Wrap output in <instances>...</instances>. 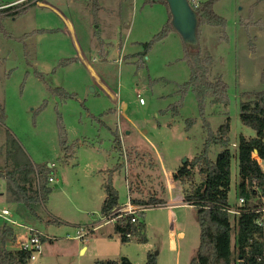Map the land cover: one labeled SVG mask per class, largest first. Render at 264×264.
Returning <instances> with one entry per match:
<instances>
[{"label": "rangeland", "instance_id": "obj_1", "mask_svg": "<svg viewBox=\"0 0 264 264\" xmlns=\"http://www.w3.org/2000/svg\"><path fill=\"white\" fill-rule=\"evenodd\" d=\"M27 1L0 0V172L28 164L46 166L52 171L49 176L52 192L39 210L42 220L24 223L36 226L46 237H51L44 243V254L36 264H95L97 260H110L105 259L106 256L111 260L130 256L134 264L141 262L150 246L134 240L126 245L118 235L111 239L98 234L84 245L80 240L70 239L80 228H87L101 218L100 196L105 194L103 185L111 171H115L113 185L122 203L128 200L130 193L135 200L154 199L167 204L171 197L174 200L180 197L178 204L184 207L175 210L174 227L168 212L156 210L158 207L146 206L154 210L144 220L153 237L151 249L160 255L158 264H190L200 244L196 210L184 203V192L190 191L192 185L172 184L170 176L174 177L185 160L191 162L202 153L209 130L216 135L230 119L233 158L229 204L231 209L238 210V140L241 135L255 137V132L240 122V102L242 94L264 90V0H220L214 10L227 21V26L199 27V44L193 48L212 56L210 80L215 82L222 78L229 86V105L213 104L209 99L204 120L200 118L195 95L188 92L183 100L180 95L181 86L190 78V69L184 60L186 45L181 37L173 31L150 50L145 48L169 21L165 4L140 0L139 10L127 17L124 30L121 29L117 38L107 39L113 45V56L117 48H123L126 54H136L121 65L112 63L103 67V76H107L112 89L121 96L114 108L109 98L92 91L96 86L83 67L73 63L60 67L63 60L76 54L64 24L71 35L70 16L84 41L90 30L96 32L91 3L72 0L74 4L69 11L60 0ZM121 1H128L124 9H129L132 0ZM143 2L153 8L147 7L140 13ZM31 4L35 6L22 13ZM15 6L19 9L4 11L17 8ZM55 6H60L66 20L50 12ZM99 34L101 37V32ZM139 40L144 44L135 43ZM94 56L97 58L96 52ZM58 88L74 96L62 99L52 92ZM181 100L182 107L175 117L172 108ZM121 102L126 104V115L141 131V136L125 121L120 122L118 127L122 130H118L117 115L111 113L110 108L121 109ZM44 104L45 108H41ZM165 111L167 113H162ZM61 125L67 135V152L60 146ZM125 131L132 132L130 138ZM222 150L212 145L210 158L216 160ZM262 166L264 168V163ZM194 176L193 184L198 185L201 182L198 171ZM30 185L32 193L36 194L39 190L37 175ZM258 201L255 197L247 208L257 205ZM3 208L19 219L17 206L8 201L7 182L0 177V211ZM50 219L60 224H47ZM2 225L0 219V228ZM111 228L109 226L106 232L112 231ZM180 232L184 233L182 241ZM11 244L3 245L0 239V251H15V245ZM82 246L87 248L83 254Z\"/></svg>", "mask_w": 264, "mask_h": 264}, {"label": "trees", "instance_id": "obj_2", "mask_svg": "<svg viewBox=\"0 0 264 264\" xmlns=\"http://www.w3.org/2000/svg\"><path fill=\"white\" fill-rule=\"evenodd\" d=\"M41 1L43 0H39V2ZM88 1L91 3L94 14L95 36L98 37L100 47L103 49L105 44L100 38L98 18L101 10L100 0ZM219 1L210 0L195 8L199 16L200 26L208 25L222 28L227 26V21L214 10ZM31 2L33 0H28L26 3ZM155 2L163 3L168 8L165 2L160 0H155ZM33 6L35 4L24 8L22 13L27 12ZM14 9L18 10L19 8L12 7L4 11L11 12ZM22 13L17 12L18 15ZM169 17L171 18L170 12ZM170 18L163 30L152 41L145 44L147 51L156 43L165 40L173 32ZM184 60L190 69V78L188 82L181 86L180 95L182 100L188 92H192L198 103L200 118H203V120L209 99H212L213 104L228 106L229 86L222 78L215 82L210 80L211 67L214 63L212 56L204 55L199 49L195 50L193 47L185 46ZM72 63L73 60L71 59L63 60L60 67H66ZM52 92L62 99H71L74 96L61 88L53 89ZM182 100L172 108L175 117H178V110L183 104ZM41 108H45V104ZM240 122L243 126L255 132L254 138L241 135L238 140V194L246 202L241 214L232 215L228 212L231 209L229 193L232 183L231 165L233 158L229 139L231 132L230 119L218 129L216 135H213L209 130L202 153L191 162L184 164L174 174L173 179L175 182L183 185L190 183L192 185L190 191L184 192V203L196 210L200 226V244L190 264H234L235 261L237 264H264V262L259 261L264 251L263 230L257 224L262 215L256 213L257 210L264 209V169L259 163V160L264 163V90L241 95ZM59 132L61 149L63 152H67V135L62 125ZM116 142L118 143V140ZM212 145L223 149L214 161L209 156ZM196 171L201 176V182L198 185L193 184ZM114 172L111 171L103 186L105 200L101 208V215L105 217L111 216L121 207L119 193L113 185ZM36 175L39 179V190L36 194H33L30 183L32 184L33 177ZM50 175H52V171L46 166L33 167L31 164L13 171L0 172V177L7 182L8 201L17 206L16 213L21 222L42 220L39 210L52 192L49 185ZM175 182L171 181L172 184H175ZM255 197L259 199L257 205L247 208L249 202ZM131 202L134 205L158 208L165 207L167 204V202L154 199L149 202L132 199ZM232 216L234 217V223L231 220ZM132 219L133 217L129 216L118 221L114 226L115 234L120 236L123 244H129L133 240L138 244H146L148 239L144 213L139 215L136 223H133ZM47 224L59 225L60 222L50 219ZM128 234H132V240L127 239ZM0 239L3 245L15 242L14 229L8 226L0 228ZM43 240L46 242V238ZM29 257L30 254L26 251L2 250L0 251V264H26ZM95 264L132 263L128 258L121 257L118 260H97ZM145 264H158V257L154 253H149Z\"/></svg>", "mask_w": 264, "mask_h": 264}, {"label": "crops", "instance_id": "obj_3", "mask_svg": "<svg viewBox=\"0 0 264 264\" xmlns=\"http://www.w3.org/2000/svg\"><path fill=\"white\" fill-rule=\"evenodd\" d=\"M21 1H23V0H21ZM60 1H63L64 4H66L68 6L69 11L72 8V7H70L72 5V3L74 4V1H72V0L71 1L60 0ZM145 2H146V0H145ZM145 2H143L141 4L142 8L140 9V13L145 12L146 11L145 9H148L147 7H149V6L146 7ZM113 3H115L116 5L114 6ZM139 3H140V0H132V1H130L129 9H127L125 11L124 8L127 7L128 1H125V2L123 1L122 2L121 0H100L101 10H100L98 16H99V20H100V22H99L100 23V32H101V37L100 38L103 41V43L105 44L103 49H101V47L99 45L100 43L98 41V38L95 36V32L94 31L90 30L89 31V37H86L87 39L84 41L83 36L80 35L77 32V28L73 24V20H72L71 16H70V19L68 20L69 23L71 24V29H72L71 30V35H70L69 31H68L67 24L64 22V24L66 26L65 30L68 33V35L70 36V38L72 39V43L74 44L75 50H76V54L70 59L73 60V64L74 65L78 64V65H80L81 67H83L86 70L88 76L91 78V80L93 81V83L97 87V88L95 87V92H100L101 94H103L104 96L109 98L110 101H111V104L113 105L114 108L116 107V105H118L119 99H120L121 96H120L119 93H116L112 89L111 84L107 81L108 80L107 76H105V75L103 76V72H104V68L103 67L110 66L112 63H117V64L121 65V64L127 62L129 57L134 58L136 54H132V55L126 54L124 52L123 48L122 49L121 48H117L116 51H115L116 54H115V56H113L112 55V46L113 45H112L111 42H108L109 40H107V39L117 38L118 37L119 32L121 31V29H123V27L126 25V22L129 19L127 17L128 16L130 17V15H132V13L135 14V12H137L139 10ZM200 3L203 4L202 2H200ZM122 6H124V7H122ZM149 8H153V6H151ZM50 10H51L50 12L54 11L52 13L56 14V16L58 18H60V17L57 14H59L62 17V18H60V19H62V21L67 19L66 17L64 18L62 16L60 6H55L54 9L50 8ZM168 18H169V11H168ZM128 33H129V36L132 34L131 31L128 32ZM153 36H154V34H153ZM135 43L138 44V45L139 44L140 45L144 44V42L142 40L135 41ZM120 44H121V42H120ZM95 52L97 54V58L94 56ZM132 58H129V60L132 59ZM111 94L115 95L116 97L114 98L113 95H111ZM140 103H141V101H140ZM143 103H144V101H143ZM143 103H141V104H143ZM121 104H122V107L119 110H114L113 107L110 108L111 113H115L117 115V119H118L117 127L120 126V124H121L120 122L125 121V124L128 127L133 128V130L135 131V134H138L139 136H141L142 135L140 133L141 131L133 124V122L126 115V109H127L126 104L123 103V102H121ZM158 126L162 127L161 124H159ZM107 127L114 134L113 129L111 127H109V126H107ZM118 130L121 131L122 129H119V127H118ZM118 130H116V131H118ZM125 135H126L127 138L128 137L130 138L131 135H132V132L125 131ZM250 138H252V137H250ZM146 141L150 144V141L147 138H146ZM259 163L262 166L263 162L259 160ZM53 166L54 165H51V167H53ZM171 168L172 167L169 164V169H171ZM178 183L179 182H175V184H178ZM129 199L131 201L133 199V198H131V194L128 197V200ZM179 199H180V197H177L175 200H174V198L171 197L170 200H169V203L166 204L168 206L156 209V210H162V211H167L168 212L169 219L172 222V227H174V225H175V224H173V222L176 221V219H177L175 210H177L178 208L184 207V206H181V205L178 204ZM100 200L104 202L105 194H102L100 196ZM252 200H254V199H252ZM103 202H102V204H103ZM119 203H120L121 207H122V205L125 204V203L120 202V200H119ZM172 203H176V205H172ZM186 207H188V206H186ZM252 207H254V206H252ZM151 210H154V209H151ZM151 210L147 211L144 214V218L145 219H146L147 214ZM100 217H102V215ZM17 220H19V219H17ZM145 223L147 225L146 235H147L148 242L146 244H142V245L147 246V247L150 246V248L147 250L148 252H146V254H144V256H143V258H142V260H141V262L139 264H145L146 260H147V255L149 253H151V252L153 253V249H151V247L154 246V244L152 242L153 241V237H152V234L150 233L151 230H150V226H149L147 220H145ZM100 224H101L100 219H99L98 222H96V221L92 222L89 225H87V228L86 227H83L84 229L80 228V230H78V232H77V235L76 236H70V239H73L74 241L80 240V241H82L84 243V245H86V244L90 243V239H91L92 236H95V238H97L98 236L107 235L111 239L114 238V236H117V234H115V231H114V225L104 226V227L100 228L97 231H92V229H94L95 227L99 226ZM109 226L112 227L111 228L112 231L106 232V230H107V228ZM33 227L37 228L36 226H33ZM39 231L42 232L41 230H39ZM172 231H173V228L170 229V233H169V237H168L169 245H170V238H171ZM85 233H88V235L84 236ZM180 233L182 235V239H181V241H182L183 238H184V233L183 232H180ZM131 243H133V242H131ZM131 243H129V244H131ZM86 249L87 248L85 246H82L80 248V250H82V254L86 251ZM15 251H17V248H16ZM43 254H44V252H43ZM127 257L131 261V263L134 264L133 259H131L130 256H127ZM157 257H160V255L157 256ZM105 259H110L111 260V258H107V256H106ZM116 260H118V259H116ZM158 262H159V259H158Z\"/></svg>", "mask_w": 264, "mask_h": 264}, {"label": "built area", "instance_id": "obj_4", "mask_svg": "<svg viewBox=\"0 0 264 264\" xmlns=\"http://www.w3.org/2000/svg\"><path fill=\"white\" fill-rule=\"evenodd\" d=\"M190 3L194 8H198L201 5L199 0H190ZM140 101L141 103H143L141 99ZM170 180L172 182L174 181L172 175L170 176ZM50 182L53 183L54 180L50 179ZM245 205H246L245 200L243 198H240L238 210L230 209L228 210V212L232 215H239L241 214V211L244 209ZM149 210L151 209L147 208L146 206L132 204L131 200L129 199L124 205H122V207H120L118 211L113 213L111 216H107V217L102 216L100 218L101 224L95 227L94 229H92V231H97L100 228L108 225L115 226V224L118 221L129 216H132L133 217L132 222L136 223L138 219L137 217L138 214L140 215L146 213ZM256 213H261L262 215V217L257 221V224L259 227L262 228L263 237H264V209H259L256 211ZM0 219L3 221V226H8L14 229L16 241L12 242V244L15 245L17 251H26L30 254L29 260L26 264H36L43 255V247L45 243L43 239L46 238L47 240L51 238L46 237L37 228L19 222L15 214L7 208H4L0 211ZM86 235H88V233L84 234V236ZM127 239L132 240L133 239L132 234H128ZM259 261L264 262V251Z\"/></svg>", "mask_w": 264, "mask_h": 264}, {"label": "water", "instance_id": "obj_5", "mask_svg": "<svg viewBox=\"0 0 264 264\" xmlns=\"http://www.w3.org/2000/svg\"><path fill=\"white\" fill-rule=\"evenodd\" d=\"M168 6L171 15V27L186 46L198 47L199 44V16L190 0H160ZM92 91H95L92 88ZM186 160L184 161V164ZM51 167V166H50ZM157 256V253L155 254Z\"/></svg>", "mask_w": 264, "mask_h": 264}]
</instances>
